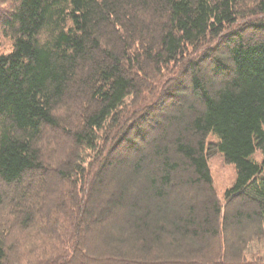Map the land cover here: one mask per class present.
Returning <instances> with one entry per match:
<instances>
[{"label": "trees", "instance_id": "obj_1", "mask_svg": "<svg viewBox=\"0 0 264 264\" xmlns=\"http://www.w3.org/2000/svg\"><path fill=\"white\" fill-rule=\"evenodd\" d=\"M3 41L0 264H264V0H0Z\"/></svg>", "mask_w": 264, "mask_h": 264}, {"label": "rangeland", "instance_id": "obj_2", "mask_svg": "<svg viewBox=\"0 0 264 264\" xmlns=\"http://www.w3.org/2000/svg\"><path fill=\"white\" fill-rule=\"evenodd\" d=\"M9 48V43L7 41H3L0 49L2 50H8ZM264 128V124H263ZM154 135V136H153ZM153 137L157 136V132H154L152 134ZM151 136V137H152ZM216 138L213 135H210L208 137V142H215ZM264 157V151L262 150H257L253 154V158L257 161H262ZM209 166L211 170V174L213 177L214 181V186L216 188V191L220 197L223 196L224 191L230 187L233 182L236 179V169L233 164L226 163L224 161L223 156L220 153L215 152L209 159ZM62 186V184H61ZM60 186V187H61ZM63 188H59V191L62 190ZM188 192H185L187 194ZM197 197V196H196ZM100 226L102 228H107L108 232H111L113 236L118 238V233L113 230V225H111L110 220H103L100 222ZM106 226V227H105ZM98 229H96L97 231ZM103 238H104V232H100V228L97 231V234L95 236V239L93 242H89L88 246L93 252H104L105 246L103 245ZM116 239V238H115ZM213 249L215 247V243H211ZM246 258L248 260H257L259 258H264V237L261 240H254L251 242L250 246L247 249L246 252Z\"/></svg>", "mask_w": 264, "mask_h": 264}]
</instances>
